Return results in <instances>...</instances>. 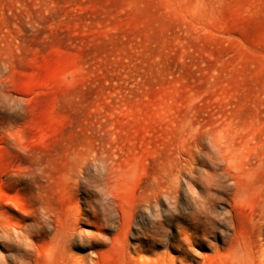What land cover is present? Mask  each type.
Listing matches in <instances>:
<instances>
[{
    "label": "rangeland",
    "instance_id": "obj_1",
    "mask_svg": "<svg viewBox=\"0 0 264 264\" xmlns=\"http://www.w3.org/2000/svg\"><path fill=\"white\" fill-rule=\"evenodd\" d=\"M0 264H264V0H0Z\"/></svg>",
    "mask_w": 264,
    "mask_h": 264
}]
</instances>
